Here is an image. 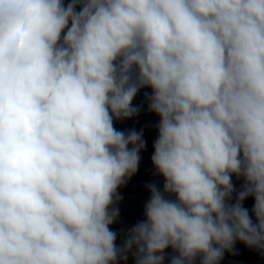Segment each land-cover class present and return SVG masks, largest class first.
<instances>
[{"label":"clouds","instance_id":"clouds-1","mask_svg":"<svg viewBox=\"0 0 264 264\" xmlns=\"http://www.w3.org/2000/svg\"><path fill=\"white\" fill-rule=\"evenodd\" d=\"M142 89L164 183L118 244L146 141L115 123ZM237 242L264 256V0H0V264H221Z\"/></svg>","mask_w":264,"mask_h":264},{"label":"water","instance_id":"water-1","mask_svg":"<svg viewBox=\"0 0 264 264\" xmlns=\"http://www.w3.org/2000/svg\"><path fill=\"white\" fill-rule=\"evenodd\" d=\"M65 2H67V0H65ZM145 91H150V89H142L133 101L134 105H140L144 102ZM158 120L159 117L147 111V103L144 102L143 109L138 116L115 123V127L122 131H128L131 129L140 131L142 129L143 138L146 141V148L140 154L141 161L138 172L125 186L118 190L119 194L122 196V200L118 204L120 216L111 226L112 229L118 233V244H120L122 235L128 229L144 219V205L150 198V192L146 186L155 183L158 188L161 190L163 189V177L155 174V169L151 163V156L154 150L153 142L158 134L155 127ZM233 183L236 188L239 189L243 181L237 180L236 177H233ZM253 204L254 200L251 197L244 201V207L249 210L250 214ZM235 248L237 254L231 255L226 253L221 264H264V256H261L253 250H249L243 244L237 242ZM170 255L171 249L166 250V256ZM127 264H134L131 255L129 256ZM165 264H167V260L165 261Z\"/></svg>","mask_w":264,"mask_h":264}]
</instances>
